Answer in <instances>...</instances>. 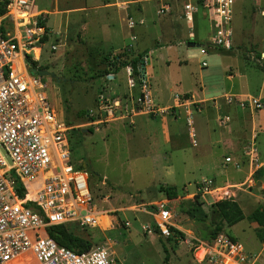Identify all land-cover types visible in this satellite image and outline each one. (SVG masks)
<instances>
[{
	"label": "rangeland",
	"instance_id": "1",
	"mask_svg": "<svg viewBox=\"0 0 264 264\" xmlns=\"http://www.w3.org/2000/svg\"><path fill=\"white\" fill-rule=\"evenodd\" d=\"M185 2L36 1L45 32L29 57L60 79H44L46 94L71 128L72 164L88 173L102 212L97 229L73 225L70 233L120 264H209L199 261L200 250L222 235L243 246L244 264H264V227L250 220L264 208V109L225 100L264 105V0L235 2L231 50L209 45L220 28L211 29L204 9L187 24ZM164 4L171 10L161 15ZM123 69L128 82L125 72L118 77ZM144 85L156 105L151 113L138 104ZM203 179L235 186L232 200L246 220L229 228L215 206L223 194L197 192ZM170 188L176 199L168 200ZM161 204L182 231L169 240L149 215ZM28 263L39 264L32 256Z\"/></svg>",
	"mask_w": 264,
	"mask_h": 264
},
{
	"label": "built area",
	"instance_id": "2",
	"mask_svg": "<svg viewBox=\"0 0 264 264\" xmlns=\"http://www.w3.org/2000/svg\"><path fill=\"white\" fill-rule=\"evenodd\" d=\"M36 1L9 0L4 18L11 26H3L0 20V264H23L30 256L39 264H120L106 250L92 248L79 253L60 246L48 235L49 228L64 225L97 229L102 212L94 205L88 173L72 164L71 128L50 103L45 78L32 75L28 66L31 49L45 32ZM185 1L187 24L204 9L211 29L220 28L209 45L231 50V16L237 0ZM170 10L164 4L158 12L165 15ZM135 26L132 22L130 28ZM151 95V88L144 85L138 104L148 113L156 106ZM225 100L243 109L247 104L254 110L264 109L258 100ZM251 155L256 162L255 148ZM229 164L233 160L226 158L225 166ZM235 188H220L214 180L203 179L197 192L203 197L218 192L223 194L222 200H232ZM31 194L34 199H30ZM149 215L163 238L176 237L173 230L182 232L166 205L152 207ZM146 231L152 233L151 229ZM202 250L200 262L244 264L247 260L243 246L223 235Z\"/></svg>",
	"mask_w": 264,
	"mask_h": 264
},
{
	"label": "trees",
	"instance_id": "3",
	"mask_svg": "<svg viewBox=\"0 0 264 264\" xmlns=\"http://www.w3.org/2000/svg\"><path fill=\"white\" fill-rule=\"evenodd\" d=\"M1 3L2 5L0 6V15L5 16L7 14V6L9 4V0H2ZM41 25L45 26L43 23H41ZM28 65L31 69H38V63L32 61L30 57L28 60ZM133 66H134L133 68L134 73L138 75L139 70L141 68V61H135ZM185 99H191V95H186ZM84 115L85 113L83 112L81 117ZM90 132L93 133L92 130H90ZM79 170L83 171L84 168H79ZM165 193L168 200H173L178 197L177 191L174 188L166 189ZM21 196L23 197V194ZM215 206L222 220L227 224L229 228H233L238 224L242 223L244 220H246L244 212L242 211L240 205L236 201L224 200V201H220ZM250 220L258 224L260 227H264V208H258L255 212H253V214L250 216ZM74 228L77 227L75 226ZM70 230H73V225L52 227L48 229V235L51 239L56 241L60 246L66 247L68 249L74 250L79 253H83L85 251H89L92 248H94L93 245L88 241L73 236L70 233ZM173 232H175L177 235L180 234L178 231L175 230H173Z\"/></svg>",
	"mask_w": 264,
	"mask_h": 264
},
{
	"label": "water",
	"instance_id": "4",
	"mask_svg": "<svg viewBox=\"0 0 264 264\" xmlns=\"http://www.w3.org/2000/svg\"><path fill=\"white\" fill-rule=\"evenodd\" d=\"M191 47H196V44L192 43L190 44ZM31 73L32 75L34 76H39V77H42V78H51L53 80H56L57 83H60V79L56 76L55 73H51L49 71H46V70H42V69H32L31 70Z\"/></svg>",
	"mask_w": 264,
	"mask_h": 264
},
{
	"label": "crops",
	"instance_id": "5",
	"mask_svg": "<svg viewBox=\"0 0 264 264\" xmlns=\"http://www.w3.org/2000/svg\"><path fill=\"white\" fill-rule=\"evenodd\" d=\"M169 14V13H168ZM184 16H185V11H184ZM143 32V31H142ZM143 34H144V32H143ZM165 38H167V37H164V39ZM169 38V37H168ZM164 48H162V49H159V51H162ZM147 50V49H146ZM146 50H144V51H142L141 53H143V52H145ZM150 50H148V52H149ZM147 52V53H148ZM153 52L151 51V52H149L148 54H146L147 55V58L149 59V54H152ZM207 54V53H206ZM152 67V66H151ZM151 67L149 68V69H151ZM127 70H129V68H127ZM123 72H125V77H126V79H127V82H128V75H127V73H126V70H122L120 73H119V75H118V77H121L122 75H123ZM127 90H128V87H127V89H126V92H127ZM238 114H239V112H238ZM150 131L148 130V131H146V133H149ZM232 144V143H231ZM233 145V144H232ZM231 146V145H230ZM228 180H231V179H227L226 181H228ZM233 180V179H232ZM219 184V183H218ZM23 264H29L28 263V257L27 258H25L24 260H23Z\"/></svg>",
	"mask_w": 264,
	"mask_h": 264
},
{
	"label": "bare ground",
	"instance_id": "6",
	"mask_svg": "<svg viewBox=\"0 0 264 264\" xmlns=\"http://www.w3.org/2000/svg\"><path fill=\"white\" fill-rule=\"evenodd\" d=\"M30 199H34L33 197H32V194L30 195ZM35 207V206H34ZM101 219V218H100ZM104 220V219H103Z\"/></svg>",
	"mask_w": 264,
	"mask_h": 264
}]
</instances>
